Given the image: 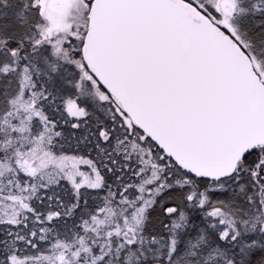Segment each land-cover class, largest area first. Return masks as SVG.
<instances>
[{"label": "snow or ice", "instance_id": "6c2138e0", "mask_svg": "<svg viewBox=\"0 0 264 264\" xmlns=\"http://www.w3.org/2000/svg\"><path fill=\"white\" fill-rule=\"evenodd\" d=\"M0 264H264V0H0Z\"/></svg>", "mask_w": 264, "mask_h": 264}]
</instances>
